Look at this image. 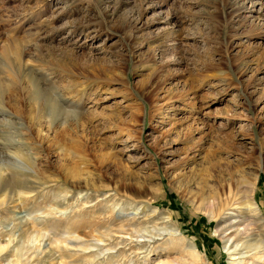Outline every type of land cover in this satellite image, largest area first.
<instances>
[{
  "label": "rangeland",
  "instance_id": "rangeland-1",
  "mask_svg": "<svg viewBox=\"0 0 264 264\" xmlns=\"http://www.w3.org/2000/svg\"><path fill=\"white\" fill-rule=\"evenodd\" d=\"M0 162V264H158L183 239L240 264L215 229L252 220L244 192L264 220V0H0Z\"/></svg>",
  "mask_w": 264,
  "mask_h": 264
},
{
  "label": "bare ground",
  "instance_id": "bare-ground-1",
  "mask_svg": "<svg viewBox=\"0 0 264 264\" xmlns=\"http://www.w3.org/2000/svg\"><path fill=\"white\" fill-rule=\"evenodd\" d=\"M9 165L13 166V168H16V160L14 162H10ZM1 170H2V168L0 169V177L4 176V174H5V173L3 174V172L1 173ZM28 183H29V181L22 180L21 181V185L23 187H21V190H23V191L29 190L30 187H27ZM249 186H250L249 187L250 191L254 192V190L256 188V179H255L254 182L249 183ZM1 189H2V187H0V191H1ZM21 193H25V192H21ZM235 193H236V191H235ZM233 194H234L233 189L230 186H228V190L227 191H225L224 188H221L220 190H216L212 194H210L209 199H208L207 204H206V207H210L209 208L210 209V212H209L210 216L213 217L212 208H215V206H219V205L221 207L222 206H226V204H227L226 201ZM247 197H248V194H246V192H244L243 195H242V198H245V201H242L241 204L245 207V209H247L248 211L253 212V215L251 216L252 220L247 221L246 224L243 225V229L241 231L237 227V229L234 230L233 232H230L229 234H223L224 230L226 229V225L224 224V225H221V226L218 225V227L216 226L215 232L219 236L221 235V239L224 240L223 242H224V245H225V249H226L227 252H229L230 255H232L233 252H235V251H236V254H240L241 255V257H239L240 264H264V231H263V229H264V220H262L261 211H260V208L257 205V203H255L254 201H250V200L246 199ZM1 203L2 202L0 201V206H1ZM198 205L200 206V202H199V204H196L197 207H198ZM204 211H205V209H204ZM253 225H257V226L254 227ZM259 226H261L260 228H263L262 229L263 232L262 233L260 232V234L259 233L255 234V237H254V239H252V241H249V243H247V242L241 243L240 246H239L238 242L237 243L235 242L236 239H238L241 235L245 234L246 232H252L253 230H256ZM234 229H235V227H234ZM159 230L162 231V232H167L168 231L169 232L168 234L170 236L178 238V237H176L177 235L174 234V232L176 233V231H177L176 227H170L169 229L168 228H160ZM107 242H109V241H107ZM9 243H10V240L7 242V244H9ZM181 243L183 245H185V247H184V250L181 253V255H179V257H176L175 259H166V260H163V261L159 262L158 264H202L203 263V257L200 255V251L198 250V248H197V246H196V244L194 242L188 241L185 244V240L183 239ZM116 244L128 245L129 243L126 242V240L122 239L120 242H117ZM144 245H146V242L145 243L144 242H140L139 243V246H144ZM6 247H7V245H3L0 242V259H1L2 254L5 251ZM133 247L134 246H131V248H133ZM66 253H67V251H66ZM118 253L123 254V256H124V263L123 264H126L125 258H127L128 256L126 255L125 250L121 249V250H119ZM20 261L21 260H20L19 255L16 254L14 264H20L21 263ZM62 261H63V259H62ZM67 264H72V261L67 263ZM231 264H238V263H236V262H234L232 260Z\"/></svg>",
  "mask_w": 264,
  "mask_h": 264
}]
</instances>
